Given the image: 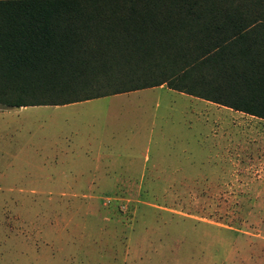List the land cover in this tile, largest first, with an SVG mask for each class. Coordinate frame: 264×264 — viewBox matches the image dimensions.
Segmentation results:
<instances>
[{"label":"rangeland","instance_id":"1","mask_svg":"<svg viewBox=\"0 0 264 264\" xmlns=\"http://www.w3.org/2000/svg\"><path fill=\"white\" fill-rule=\"evenodd\" d=\"M225 252L264 260V119L168 87L0 107V264Z\"/></svg>","mask_w":264,"mask_h":264},{"label":"trees","instance_id":"2","mask_svg":"<svg viewBox=\"0 0 264 264\" xmlns=\"http://www.w3.org/2000/svg\"><path fill=\"white\" fill-rule=\"evenodd\" d=\"M164 83L264 119V0H0V107Z\"/></svg>","mask_w":264,"mask_h":264},{"label":"crops","instance_id":"3","mask_svg":"<svg viewBox=\"0 0 264 264\" xmlns=\"http://www.w3.org/2000/svg\"><path fill=\"white\" fill-rule=\"evenodd\" d=\"M153 87H168L165 83L164 84H160V85H157V86H153ZM153 87H147V88H153ZM169 89H172V88H170V87H168ZM142 89H146V88H142ZM138 90H141V89H138ZM172 90H175V89H172ZM134 91H137V90H134ZM175 91H177V90H175ZM128 92H130V91H128ZM179 92H181V91H179ZM124 93H127V92H124ZM181 93H183V92H181ZM120 94V93H119ZM186 94V93H185ZM116 95V94H115ZM187 95H190V94H187ZM190 96H193V95H190ZM194 97H196V96H194ZM197 98H200V97H197ZM201 99H203V98H201ZM206 100V99H205ZM207 101H209V100H207ZM213 105H216L217 107H220V106H224V105H220V104H217V103H215V102H212V101H210ZM22 107H26V106H22ZM224 107H227V106H224ZM229 109H232V108H230V107H228ZM232 110H234V109H232ZM235 111H238V110H235ZM238 112H242V111H238ZM244 113V112H243ZM247 114V113H246ZM250 115V114H249ZM253 116V115H252ZM262 119V118H261ZM223 151L224 152H227V154H229L230 153V148H229V145H227V147L225 148V147H223ZM100 153H97V156L95 157V160H97V162L100 160ZM225 244L226 243H223L222 245H224L225 246ZM227 246H226V248H230V245L229 244H226ZM226 254H227V256H226V258L224 259V261H223V264H252L251 262L254 260V261H256L257 260V263H253V264H264V260L263 259H261V258H259V259H253V258H244V259H242V258H240V257H238V258H236V257H234V258H231V256H230V254L229 253H227V252H225ZM215 254L214 253H211L207 258H206V264H215L216 263V258H215V256H214ZM205 260V259H204Z\"/></svg>","mask_w":264,"mask_h":264}]
</instances>
